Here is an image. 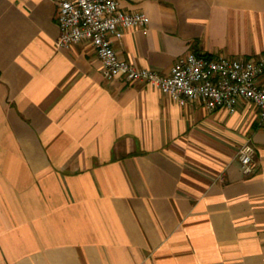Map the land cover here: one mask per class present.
Returning a JSON list of instances; mask_svg holds the SVG:
<instances>
[{
	"label": "crops",
	"instance_id": "crops-1",
	"mask_svg": "<svg viewBox=\"0 0 264 264\" xmlns=\"http://www.w3.org/2000/svg\"><path fill=\"white\" fill-rule=\"evenodd\" d=\"M58 1L0 0V264H264L257 107L105 78L89 42L56 45ZM119 3L149 17L113 38L138 67L264 55V0Z\"/></svg>",
	"mask_w": 264,
	"mask_h": 264
},
{
	"label": "built area",
	"instance_id": "built-area-1",
	"mask_svg": "<svg viewBox=\"0 0 264 264\" xmlns=\"http://www.w3.org/2000/svg\"><path fill=\"white\" fill-rule=\"evenodd\" d=\"M57 19L60 33L56 45L89 42L101 61L105 78L144 81L180 105L201 100L210 110L224 107L233 112L239 101L246 99L257 107L264 125V55L252 60L188 52L163 75L126 61L113 46V38H120L126 28H140L147 33L149 17L144 12L125 10L119 0H59ZM237 157L243 172L252 173L256 162L250 140L239 148Z\"/></svg>",
	"mask_w": 264,
	"mask_h": 264
}]
</instances>
